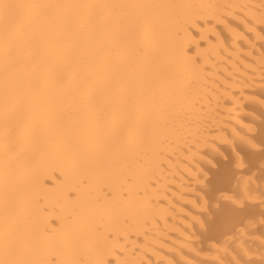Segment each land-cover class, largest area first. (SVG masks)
I'll return each instance as SVG.
<instances>
[{
  "label": "bare ground",
  "instance_id": "bare-ground-1",
  "mask_svg": "<svg viewBox=\"0 0 264 264\" xmlns=\"http://www.w3.org/2000/svg\"><path fill=\"white\" fill-rule=\"evenodd\" d=\"M261 92L264 0H0V264H264Z\"/></svg>",
  "mask_w": 264,
  "mask_h": 264
},
{
  "label": "rangeland",
  "instance_id": "rangeland-1",
  "mask_svg": "<svg viewBox=\"0 0 264 264\" xmlns=\"http://www.w3.org/2000/svg\"><path fill=\"white\" fill-rule=\"evenodd\" d=\"M260 98L262 101H264V93L261 92L260 93ZM259 114L261 115L262 118H264V110L260 109V108H255ZM250 120V121H249ZM248 120V123L255 126L256 129H259L260 126V121H252L251 119ZM257 129V130H258ZM264 144L260 145L259 150L262 151L264 150ZM250 150V149H249ZM246 149V151H249ZM259 150H251V153H256L259 152ZM229 153L227 154V158L222 159V158H217V162H215V166H207L206 167V173L208 175L207 180L205 181V186H203L202 188H198V190L200 189L203 194H215L216 198L215 200L211 201L209 203V210L208 212H201L199 214V217L203 219L204 223L207 225V228L209 226H211L212 224L216 223L219 225H222V223L224 222V220L226 219H222L218 216H216V213H218L219 211H222L224 208H228L230 213H236L239 211H245V209H249L252 208L254 210L257 211V215L254 218V223L256 224V226H258L259 230V235L263 234L264 228L262 226V221H264V208L262 203H264V187L260 186L259 189L257 190V193L259 195L260 198V202L258 201H253L252 198L250 197H245L242 194V189L243 187H248L251 188V184L252 181L251 180V175H246L242 172L239 171L238 169V155L242 156L240 152L238 153H234L231 150H228ZM243 158V156H242ZM245 158V157H244ZM227 167H230L232 170H234L238 175L237 178L240 179V181H233V184L231 186H225V187H219L217 182L218 181H214L215 180V176L218 177L220 176L219 173L223 174L224 171H222V166L224 167V169ZM260 166L262 167V169L264 170V159H262L260 161ZM248 180V181H245ZM256 182H261V181H256ZM199 192V193H200ZM208 194V195H209ZM231 197L238 199L241 204H235L233 203V201L231 200ZM199 201V200H198ZM201 215V216H200ZM261 224V225H260ZM262 226V228H261ZM206 228V229H207ZM239 228H243L245 229V231L248 230L247 224L243 223L239 226ZM209 229V228H208ZM263 229V230H262ZM219 243H222V240L219 241Z\"/></svg>",
  "mask_w": 264,
  "mask_h": 264
}]
</instances>
